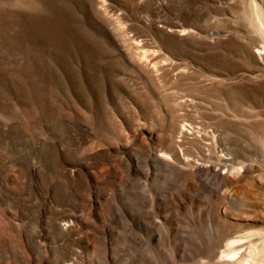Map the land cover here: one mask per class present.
I'll use <instances>...</instances> for the list:
<instances>
[{"label":"rangeland","instance_id":"rangeland-1","mask_svg":"<svg viewBox=\"0 0 264 264\" xmlns=\"http://www.w3.org/2000/svg\"><path fill=\"white\" fill-rule=\"evenodd\" d=\"M237 262L264 264V0H0V264Z\"/></svg>","mask_w":264,"mask_h":264},{"label":"bare ground","instance_id":"bare-ground-1","mask_svg":"<svg viewBox=\"0 0 264 264\" xmlns=\"http://www.w3.org/2000/svg\"><path fill=\"white\" fill-rule=\"evenodd\" d=\"M215 171H216V170H214V172H213V171H209V170H207L205 173H208V174H210V173H215ZM235 256H236V255H234V254H233V255H231V256H229V259H228V261H229V262H233V261H234V259H235ZM235 264H242V263H239V262H237V263H235Z\"/></svg>","mask_w":264,"mask_h":264},{"label":"water","instance_id":"water-1","mask_svg":"<svg viewBox=\"0 0 264 264\" xmlns=\"http://www.w3.org/2000/svg\"><path fill=\"white\" fill-rule=\"evenodd\" d=\"M227 264H230V263H227Z\"/></svg>","mask_w":264,"mask_h":264}]
</instances>
